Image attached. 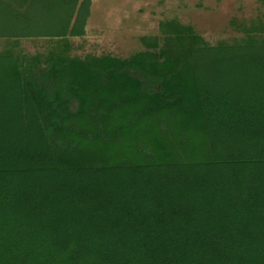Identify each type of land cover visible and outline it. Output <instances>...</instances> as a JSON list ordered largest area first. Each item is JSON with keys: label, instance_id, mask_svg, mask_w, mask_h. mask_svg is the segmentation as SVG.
<instances>
[{"label": "trees", "instance_id": "trees-1", "mask_svg": "<svg viewBox=\"0 0 264 264\" xmlns=\"http://www.w3.org/2000/svg\"><path fill=\"white\" fill-rule=\"evenodd\" d=\"M91 4L0 0V264H264V18L23 54L83 36Z\"/></svg>", "mask_w": 264, "mask_h": 264}, {"label": "rangeland", "instance_id": "rangeland-1", "mask_svg": "<svg viewBox=\"0 0 264 264\" xmlns=\"http://www.w3.org/2000/svg\"><path fill=\"white\" fill-rule=\"evenodd\" d=\"M258 17L264 18V0H92L83 36L65 41L24 39L21 48L25 56L39 54L40 59L51 47L81 58L89 54L128 58L151 52L143 38H162L163 21L191 27L204 42L215 44L244 36ZM4 47L5 40L0 39V50Z\"/></svg>", "mask_w": 264, "mask_h": 264}]
</instances>
